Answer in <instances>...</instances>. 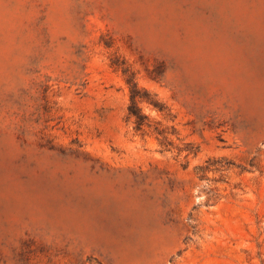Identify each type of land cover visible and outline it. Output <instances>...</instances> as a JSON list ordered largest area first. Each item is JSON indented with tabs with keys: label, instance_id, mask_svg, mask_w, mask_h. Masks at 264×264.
Returning a JSON list of instances; mask_svg holds the SVG:
<instances>
[{
	"label": "rangeland",
	"instance_id": "374dc122",
	"mask_svg": "<svg viewBox=\"0 0 264 264\" xmlns=\"http://www.w3.org/2000/svg\"><path fill=\"white\" fill-rule=\"evenodd\" d=\"M0 264H264V0H0Z\"/></svg>",
	"mask_w": 264,
	"mask_h": 264
},
{
	"label": "trees",
	"instance_id": "16d2710c",
	"mask_svg": "<svg viewBox=\"0 0 264 264\" xmlns=\"http://www.w3.org/2000/svg\"><path fill=\"white\" fill-rule=\"evenodd\" d=\"M139 97L142 96H140L139 90L137 89V86L134 83L131 95V105L129 108V117H134L136 127L140 130L145 125L147 117L142 113L139 107L137 100Z\"/></svg>",
	"mask_w": 264,
	"mask_h": 264
}]
</instances>
